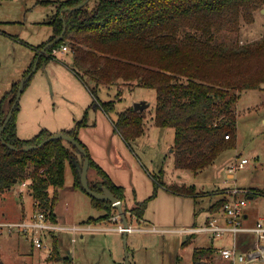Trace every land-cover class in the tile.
<instances>
[{
	"label": "trees",
	"instance_id": "1",
	"mask_svg": "<svg viewBox=\"0 0 264 264\" xmlns=\"http://www.w3.org/2000/svg\"><path fill=\"white\" fill-rule=\"evenodd\" d=\"M82 1L36 0L40 4H56L48 21L53 33L37 46L25 76L39 50L61 33L65 23L63 36L45 49L37 68L50 60V54L57 47L70 41L67 46L72 53L71 68L92 93L95 94L99 85L117 83L154 89V122L159 127H173L174 166L178 169L196 174L212 164L223 150L235 146L237 99L246 89H264V35L247 42L238 39L226 42L217 35L237 31L242 21H253L254 11L263 7L264 0H97L91 9L87 8L88 0L83 6L75 7ZM17 89L18 82H14L2 96L0 127L8 116ZM9 94L6 110L3 103ZM18 102L0 133V194L17 182H25L34 205L37 203L50 210L53 217L56 197L49 196V186L63 185L65 165L70 162L74 185L85 191L77 169L84 156L76 146L61 138L22 149L27 144H39L53 132L43 128L30 138H19ZM115 105L114 99L91 102V106L101 107L108 114L115 110ZM83 123L84 116L73 128L62 131L83 144L77 136ZM113 123L125 140L138 136L143 132L142 110L133 107L121 110ZM86 150L89 167L95 168L100 177L94 185L90 184L91 188L99 190L100 185H105L122 201L123 187L116 185ZM161 184L179 194L192 195L195 199L198 196L194 183L166 184L155 178L148 197L134 206L122 202L128 225L131 216L140 222L148 201L157 194ZM258 191L264 193V189L252 192L257 195ZM220 195L210 203V212L218 210L227 198L224 191ZM90 198L92 205L104 212L88 217L85 223L95 224L118 214L109 200L92 195ZM190 238L182 244L189 243ZM213 251L212 246L195 248L194 264H200V257ZM56 258L59 253L54 240L48 259ZM62 261L71 264L69 257L64 256Z\"/></svg>",
	"mask_w": 264,
	"mask_h": 264
},
{
	"label": "rangeland",
	"instance_id": "2",
	"mask_svg": "<svg viewBox=\"0 0 264 264\" xmlns=\"http://www.w3.org/2000/svg\"><path fill=\"white\" fill-rule=\"evenodd\" d=\"M97 0H89L87 8L91 9ZM264 9V8H263ZM256 9L251 22H241L237 31L220 32L218 39L226 42L238 39L247 42L264 35V11ZM56 10V4H40L36 0H1L0 2V104L2 96L10 90L14 82H20L25 75L37 46L48 40L53 33L48 23ZM67 45L71 42L66 41ZM72 53L57 47L50 60L41 64L23 87L19 97V109L16 114L17 135L27 139L43 128L55 133L62 127L75 125L83 118L88 104L92 100H116L113 118L116 112L133 107L136 101H145L142 110L143 132L131 138L127 143L142 159L148 169L151 180L163 181L166 184L184 182L196 184L198 196L196 201L189 199V208L195 206L197 222L190 215L192 223L182 225L175 220L168 224H156L155 229L142 231L140 222L131 216L129 221L133 231L95 230V227H117L121 220L108 218L96 224L93 229L80 232L64 230L62 241L58 244L59 258L48 259L51 249L48 247L34 248L25 235L13 228L0 234V264H63L62 258L67 256L75 264H124V238L128 250L130 264H192L190 254L196 246L215 247L228 244V235L223 237L202 236L195 233L192 242L182 248L179 230L183 227L204 224V216L208 213V205L219 198L221 192L228 193L233 187L245 188L248 191L264 189V89H246L241 92L236 102V143L233 148L223 150L212 164L202 168L196 174L190 170L178 169L174 166L173 127H159L154 122L156 103L155 90L143 86L126 84L99 85L95 94L92 93L84 80L78 77L71 68ZM85 81L87 79L85 78ZM264 87V83L262 84ZM5 99L3 107L9 109V99ZM75 121V123H74ZM66 129V128H63ZM80 159V153L75 152ZM246 158L244 167L236 170L230 165ZM72 167V168H71ZM87 179L94 184L100 179L93 167H88ZM73 166L65 165V182L62 187L68 198V210L61 204L62 217L59 220L67 225H82L90 215H96L101 209L94 207L90 195L80 191L76 196L69 193L67 185L73 179ZM245 207L250 221L264 215V195L246 196ZM35 205L28 186L17 182L0 194L1 221H17L21 212L33 211ZM185 210V204L182 207ZM58 211V209H57ZM59 212V211H58ZM60 213V212H59ZM119 215V214H118ZM119 218V217H118ZM115 220V221H114ZM114 221V222H112ZM194 221V222H193ZM196 223V224H194ZM63 224V223H62ZM123 224V223H122ZM182 225V226H181ZM158 226V227H157ZM160 226V227H159ZM63 231V230H60ZM57 232V231H56ZM60 236V235H59ZM74 238V240H73ZM197 248V247H196ZM213 264L223 263L213 253L203 255ZM207 262V263H208Z\"/></svg>",
	"mask_w": 264,
	"mask_h": 264
},
{
	"label": "crops",
	"instance_id": "3",
	"mask_svg": "<svg viewBox=\"0 0 264 264\" xmlns=\"http://www.w3.org/2000/svg\"><path fill=\"white\" fill-rule=\"evenodd\" d=\"M263 8H264V5L261 9ZM262 11H264V9ZM91 102L88 104L85 110L86 112L83 115L84 123L78 128L77 136L79 140L88 149L91 158L99 166H101V168L108 174L110 179L116 185H120L123 187L124 198L122 202H124L127 206H134L137 201H141L151 194L153 190L154 182L151 180V175L148 169L146 168V166L144 165V162L142 161V159H140V157L133 151V148L129 145V143H127L125 138L115 128L114 123H113V117L111 116V114H108L107 112H105L101 107L91 106ZM138 111H141V110H138ZM59 126H61L59 130L60 129L68 130L67 129L68 127H62L65 125H59ZM63 128H66V129H63ZM71 128H73V125L70 127V129ZM97 180L99 179H96L95 181ZM64 182H65V172H64ZM63 186H64V183L60 187H54L53 185H51L49 186L48 191H49V196L56 197V201L53 206V219L56 222L61 223V224L62 223L69 224V223H64L65 221L59 220V217H62L60 206L61 204H63L64 200L68 198L67 195L65 194L66 192H64L62 188ZM67 186H68L67 189H69V193L73 196H76L80 193V191H83L74 185V171H73V179L71 183ZM249 197H252V195H249ZM189 199L195 200V198L192 195L179 194V193L173 192L172 190L167 188L165 185L161 184L157 189V194L148 201L143 217L140 220V224L139 225L137 224V226L142 228V231H147V230L155 229L156 224L165 225V224H168L169 220H175V219H176V222L178 221L182 223V225L184 226L186 224L192 223L190 219V215H193L195 218L194 221L197 222L196 221L197 214H198L197 210L195 206H193L191 209L189 208V205H188ZM64 204L65 206H63V208L68 210L69 205L67 204V201H65ZM184 204L186 207L185 210L182 208ZM209 205L207 207L208 213L210 212ZM57 209L60 213L57 211ZM101 210L102 211H100L98 214L90 215V216L101 215L104 212L103 209ZM31 213L32 211L25 212L23 209L19 218L27 217ZM246 213L248 215L246 222L249 224L254 223L256 220H258L261 217V216L257 217L255 221L254 220L250 221L249 214L247 211ZM206 216H204V220H206ZM262 216L264 217V215ZM86 220H83V222H85ZM118 220L116 219V222ZM130 224L131 223L129 221V225ZM95 230H110V231L112 230V231L119 232L117 227H109V226L108 227H104V226L95 227ZM63 232H67V231H64V230L57 231V232L52 233L49 236L48 248L52 250L54 246V240H55V245L59 253L58 244L60 243V240L62 241L61 233ZM83 233L84 232H80L81 237L83 236ZM189 236H191L190 242L187 243L186 245H183L182 242ZM195 236H196L195 233H187L185 235L182 234L180 237L182 248L187 247L192 242V239H194ZM228 243H229V239H228ZM209 246H212L214 250L216 248L212 244L208 246H196V247L206 248ZM195 248L193 247L192 249L194 250ZM193 250H192V254H190V257L192 259V264H194V260L192 257ZM202 256L200 257V264L210 263L208 262L207 258H204ZM70 262L71 264H75L74 260L71 258H70ZM220 264H226V263L223 262Z\"/></svg>",
	"mask_w": 264,
	"mask_h": 264
},
{
	"label": "built area",
	"instance_id": "4",
	"mask_svg": "<svg viewBox=\"0 0 264 264\" xmlns=\"http://www.w3.org/2000/svg\"><path fill=\"white\" fill-rule=\"evenodd\" d=\"M61 47L63 51L69 48L67 45ZM247 162L246 158H241L229 167L231 171L236 170L244 167ZM254 194L245 188L236 186L231 188L226 193L227 198L220 208L215 212H209L206 216L204 224L183 228L179 232L200 233L202 236L210 237L228 235L229 243L218 246L214 250L217 258L223 259L226 264H264V217L261 216L252 224L246 222L248 218L245 209L246 196ZM256 194L264 195L259 191ZM113 217V219H118L119 215L115 214ZM90 224L92 223L79 226L58 223L53 219L50 210L35 203V208L29 216L22 217L17 221H0V234L4 230L12 231L15 228L25 235L32 247L42 248L48 247V238L52 233L60 230L84 232L93 229ZM117 229L132 231L134 228L131 225L124 227L122 223H119Z\"/></svg>",
	"mask_w": 264,
	"mask_h": 264
},
{
	"label": "water",
	"instance_id": "5",
	"mask_svg": "<svg viewBox=\"0 0 264 264\" xmlns=\"http://www.w3.org/2000/svg\"><path fill=\"white\" fill-rule=\"evenodd\" d=\"M88 0H83L82 2H80L77 6L75 7H81L83 6ZM66 30V26L65 23L63 24V30L61 31V33H59L55 39H53L50 42H47L44 44V46L39 50L36 59L31 67V69L29 70V72L27 73V75L20 80L19 84H18V89H17V93H16V97L10 107L8 116L6 117L4 123L2 124V126L0 127V133H1V129L2 127L5 125V123L9 120L11 113L13 111V108L16 104V102L19 100L21 91L23 89V86L25 84V82L30 78V76L35 72L39 59L42 55V53L45 51V49L51 45L53 42H55L57 39L61 38L64 34ZM146 106V102L145 101H136L133 103V109L134 110H142L144 107ZM1 138V137H0ZM54 138H61L66 140L67 142H70L71 144H73L74 146H76V148L82 152L84 158H83V162L82 165L79 166L77 165V169L79 171V175H80V181L81 184L83 186V188L85 189V191L92 195L95 196L97 198L103 199V200H109L112 205L117 209L118 214L122 220V223L124 225V227H127L128 223L126 221V215L125 212L123 210L122 207V201L120 199H118L114 193L107 188L105 185H100L99 186V190H95L93 188H91L90 184L88 183V179H87V170L89 167V158H88V154H87V150L85 148V146L83 144H81L77 139H75L74 137H72L71 135L63 132V131H59V132H55L51 135H49L47 138H45L44 140H42L39 144H27L25 146L22 147V149H31V148H35L37 146H41L43 143H45L48 140L54 139ZM94 185V184H93ZM127 233V230H124V234ZM124 249H125V261L124 264H130L129 262V256H128V250H127V245H126V238H124Z\"/></svg>",
	"mask_w": 264,
	"mask_h": 264
}]
</instances>
